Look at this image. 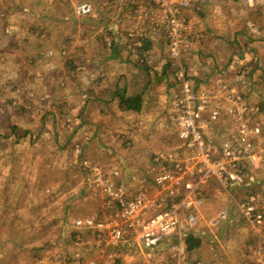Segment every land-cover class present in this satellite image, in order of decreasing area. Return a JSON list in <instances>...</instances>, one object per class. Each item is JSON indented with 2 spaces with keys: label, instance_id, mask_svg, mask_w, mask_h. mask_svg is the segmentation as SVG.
I'll return each mask as SVG.
<instances>
[{
  "label": "rangeland",
  "instance_id": "374dc122",
  "mask_svg": "<svg viewBox=\"0 0 264 264\" xmlns=\"http://www.w3.org/2000/svg\"><path fill=\"white\" fill-rule=\"evenodd\" d=\"M86 4L93 11L79 15L76 8ZM138 6L136 0H0V264H41L42 257L126 264L119 254L127 247L103 258L88 231L74 226L103 206L83 161L138 176L156 150L175 142L168 102L183 81L200 91L216 75L239 82L253 108L259 156L247 163L244 186L210 183L200 245L187 250L207 264H249L253 235L237 202L264 198V0H204L205 14L192 17L188 32L192 51L182 59L168 52L159 17L141 19L129 37ZM144 38L152 46L140 57ZM119 81L130 94L143 92L140 112L121 111L112 96ZM223 134L217 126L211 138ZM223 207L232 221L211 224Z\"/></svg>",
  "mask_w": 264,
  "mask_h": 264
},
{
  "label": "built area",
  "instance_id": "2783aa9c",
  "mask_svg": "<svg viewBox=\"0 0 264 264\" xmlns=\"http://www.w3.org/2000/svg\"><path fill=\"white\" fill-rule=\"evenodd\" d=\"M136 1L140 17L129 37L135 36L141 19L154 22L159 17L168 37V52L180 59L191 53L188 32L204 0ZM76 11L88 14L93 7L86 4ZM252 110L228 78L216 75L200 91L184 80L181 92L168 102L175 142L154 152L148 168L133 175L135 185L127 181L123 167L92 165L85 159L87 183L100 194L103 206L96 216L77 217L74 226L88 231L95 254L104 258L127 247L119 254L126 264H207L201 257L189 256L187 237L201 235L207 221V188L212 181L231 189L245 185L247 163L255 164L259 156L255 148L261 128L253 121ZM217 126L225 134L214 141L211 135ZM237 204L255 244L249 247V264H264V198L253 195ZM230 219L229 208L223 207L211 224ZM39 262L61 263L47 257Z\"/></svg>",
  "mask_w": 264,
  "mask_h": 264
},
{
  "label": "trees",
  "instance_id": "16d2710c",
  "mask_svg": "<svg viewBox=\"0 0 264 264\" xmlns=\"http://www.w3.org/2000/svg\"><path fill=\"white\" fill-rule=\"evenodd\" d=\"M152 44L149 39H143V47H139L137 51L140 57L146 56L148 50L151 48ZM140 64V63H139ZM141 65V64H140ZM120 81L117 83L116 89L113 91L112 96L118 98L119 108L123 112H140L143 108L144 94L143 92L130 94L126 87L120 85ZM14 127V131H17V127ZM201 239L194 237H187V249L191 250L200 245Z\"/></svg>",
  "mask_w": 264,
  "mask_h": 264
},
{
  "label": "crops",
  "instance_id": "0c3cea01",
  "mask_svg": "<svg viewBox=\"0 0 264 264\" xmlns=\"http://www.w3.org/2000/svg\"><path fill=\"white\" fill-rule=\"evenodd\" d=\"M206 71H208V72L210 71V70H209V67L206 68ZM213 75H214V74H212L211 77H212ZM231 79H232V78H231ZM232 81H234V80L232 79ZM233 83H234L235 85L238 86L239 90L242 91V89L240 88L239 82H238V84H237L236 81L233 82ZM242 92H243V91H242ZM158 150H159V149H158ZM156 151H157V150H156ZM115 166H116V165H115ZM112 167H113V166H112ZM126 174H127L126 177L128 178L127 181L129 180V181L132 183V180H133V179H132V177H133L132 172L129 171L128 169H126ZM63 257H65V256H63Z\"/></svg>",
  "mask_w": 264,
  "mask_h": 264
},
{
  "label": "water",
  "instance_id": "95a60500",
  "mask_svg": "<svg viewBox=\"0 0 264 264\" xmlns=\"http://www.w3.org/2000/svg\"><path fill=\"white\" fill-rule=\"evenodd\" d=\"M201 17H203L204 16V11H202V9L199 11V13H198Z\"/></svg>",
  "mask_w": 264,
  "mask_h": 264
},
{
  "label": "bare ground",
  "instance_id": "6f19581e",
  "mask_svg": "<svg viewBox=\"0 0 264 264\" xmlns=\"http://www.w3.org/2000/svg\"><path fill=\"white\" fill-rule=\"evenodd\" d=\"M156 152V151H155Z\"/></svg>",
  "mask_w": 264,
  "mask_h": 264
}]
</instances>
